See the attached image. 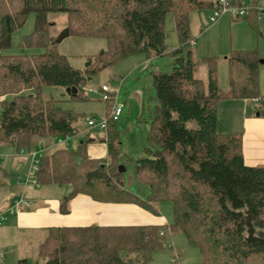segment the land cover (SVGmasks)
I'll use <instances>...</instances> for the list:
<instances>
[{
    "label": "trees",
    "instance_id": "trees-1",
    "mask_svg": "<svg viewBox=\"0 0 264 264\" xmlns=\"http://www.w3.org/2000/svg\"><path fill=\"white\" fill-rule=\"evenodd\" d=\"M218 4L219 0H0V141L11 142L18 151H34L43 143L46 151L39 161L38 182L71 186L61 200L62 211L79 193L150 210L168 201L174 209L170 230L185 233L199 247V264H264V241L248 242L246 225L250 212L256 235L264 238V164L246 163L243 132L219 129L220 100L264 99L259 94L260 60L256 52L244 50L226 57L230 87L223 90L218 85L217 59H203L208 75L204 81L193 57L190 12ZM248 4L247 17L256 21L257 2ZM50 12H66L70 34L104 37L108 48L89 57L84 69L74 67L58 50ZM30 13H35V28L24 36L22 46L43 50L2 53ZM170 13L179 37L173 51L166 44L165 21ZM149 51L170 52L174 66L171 72L152 73L156 110L147 134L150 146L134 164L138 180L149 188L143 197L120 172L119 120L111 113L107 136L101 139L109 145L107 159L90 158L85 141L77 150H49L57 138L76 134L78 116L56 99L45 98L43 88L64 86L73 98L84 97L82 87L93 74ZM109 101L113 108L114 100ZM262 105L258 112L264 116V100ZM191 120L195 127L188 126ZM162 229L160 224L53 227L34 264H147L154 250L164 246Z\"/></svg>",
    "mask_w": 264,
    "mask_h": 264
},
{
    "label": "rangeland",
    "instance_id": "rangeland-1",
    "mask_svg": "<svg viewBox=\"0 0 264 264\" xmlns=\"http://www.w3.org/2000/svg\"><path fill=\"white\" fill-rule=\"evenodd\" d=\"M232 2L233 0H229ZM253 2L254 0H246ZM258 8H264V0H255ZM214 7H204L190 12V31L195 40L192 45L193 57L198 65V77L207 81V64L203 59L215 57L217 59L218 85L221 89L227 90L230 87V69L226 57L236 50L256 52L259 60V94L264 97V11L262 19L256 21L251 17L234 18L231 14H223L217 22L212 21ZM49 20L54 24V34L58 38L69 28V19L66 12H50ZM35 28V13H30L24 26L14 31L11 46L2 50L6 54L39 53L43 49L39 47L22 46L24 36L31 33ZM166 44L169 51H173L179 45V37L175 26V17L170 13L165 21ZM108 48V41L104 37L81 35L71 33L58 43V50L65 54L70 63L80 69L85 68L89 57L101 53ZM174 66V57L170 52L163 55H156L154 52H141L128 56L115 66L106 67L93 74L87 79L83 87V96L73 98L71 91L64 86L46 85L43 88L45 98H54L62 108L77 115L75 126L77 132L74 135L62 137L63 142L57 141L50 149L65 147L77 150L81 142H89L104 134V130L92 127L87 122V117L95 116L98 120L106 119L112 111V102L102 98L101 88L109 87L111 93H117V102L123 104V111L116 124L121 141L119 157L120 165L125 167L124 176L127 184L141 196L149 193L147 185L141 183L135 172L134 164L137 158L146 155L145 148L150 146L147 134L150 128L152 116L156 110L155 89L153 86L152 73L155 71L171 72ZM82 87V89H83ZM33 93V89L25 90ZM12 97L11 95L9 96ZM262 103H253L252 99H222L219 102V129L228 132L226 129L239 126L243 121L244 114H257L262 108ZM111 107V108H110ZM189 127H195L196 121L188 122ZM12 150V151H11ZM0 148V165H4L10 173L12 182L17 178L22 179V191L24 196L32 199H40L46 195H65L69 187L65 185H34L31 182L25 186L29 178L32 165V150L26 149V154H16L14 149ZM37 159L45 153L42 145L34 150ZM12 152L7 162L4 156ZM119 165V166H120ZM3 168L0 167V193L8 191L10 178L5 179ZM34 180V177L32 178ZM21 191V192H22ZM22 194H17L18 199ZM35 197V198H34ZM162 216L166 221L163 236L164 246L154 250L152 258L147 264H199L201 252L198 246L192 245L185 233H172L170 225L174 222L173 205L168 201L160 202L158 205ZM12 216L8 214L5 218ZM0 227V250L4 255L0 258V264H19L22 259H27L28 264H34L39 260V241L33 234L20 235L14 227L11 219ZM163 235V234H162ZM31 238L33 240H31ZM43 239V238H41ZM41 241V240H40ZM133 258L136 254L131 255Z\"/></svg>",
    "mask_w": 264,
    "mask_h": 264
},
{
    "label": "crops",
    "instance_id": "crops-1",
    "mask_svg": "<svg viewBox=\"0 0 264 264\" xmlns=\"http://www.w3.org/2000/svg\"><path fill=\"white\" fill-rule=\"evenodd\" d=\"M262 14L258 18L262 19ZM193 44L195 40H192ZM264 62V61H263ZM246 100V99H245ZM249 113L244 114L243 121L239 126L230 127L226 129L228 132H243V147L245 161L249 165H263L264 164V116ZM107 136L106 130L104 134L97 138H92L86 144V152L90 158L105 160L109 156V145L108 142L102 141L101 139ZM59 139L51 145H55ZM63 140V139H62ZM64 141V140H63ZM59 141V142H63ZM40 145L43 146V143ZM121 145V141H120ZM39 146V145H38ZM148 147V146H147ZM146 147V148H147ZM0 148L14 149L11 142L6 140L0 141ZM37 148V147H36ZM51 148V147H50ZM49 150H55L58 147ZM145 148V152H146ZM48 150V151H49ZM12 151V150H11ZM44 151H46L44 149ZM7 153V152H6ZM13 153H7L3 155L5 157L4 162H7L10 155ZM16 154H26L20 153L16 150ZM122 151L120 150V157ZM144 156V155H143ZM141 157V156H140ZM139 157V158H140ZM138 159V158H137ZM33 162V157H32ZM4 170L5 179L10 178L9 171L4 165H0ZM11 180V178H10ZM22 179L19 183L17 180L8 183V191L5 194L0 193V211L8 212L11 214L6 222L13 219L14 227L18 233L22 236L31 234L37 238L40 237L39 246L45 241L51 228L61 227V226H115V225H149V224H160L164 228L166 226V221L164 216L158 207L159 203L155 205V210H150L144 208L140 205L133 203H112V202H101L93 199L91 196L79 193L72 197L66 202V211H62L61 200L71 191V186L69 187V192L65 195H46L45 197H40V199H32L30 201V206H25L14 213H9L11 208L15 204V200H18L17 194L24 195V189L22 191ZM30 182H25L26 187ZM32 183V182H31ZM33 184V183H32ZM35 185V184H34ZM54 185V184H50ZM57 185V184H55ZM22 191V192H21ZM21 195V196H22ZM148 195V194H147ZM146 195V196H147ZM143 196V197H146ZM35 198V197H34ZM4 225V224H3ZM163 236H165V230H162ZM33 234V235H32ZM43 238V239H41ZM31 240H33L31 238ZM3 252L2 250H0ZM39 254V252H38ZM40 259V258H39Z\"/></svg>",
    "mask_w": 264,
    "mask_h": 264
},
{
    "label": "built area",
    "instance_id": "built-area-1",
    "mask_svg": "<svg viewBox=\"0 0 264 264\" xmlns=\"http://www.w3.org/2000/svg\"><path fill=\"white\" fill-rule=\"evenodd\" d=\"M249 4L247 1H243L242 4H234L232 2H230L229 0H219V4L218 7L215 8L213 17H212V21L213 22H217L219 20V18L225 14V13H229L231 14L234 18H242L245 17L249 14ZM256 10H257V16L258 18L260 17V15L262 14V12L264 11V8H258V6L256 5ZM85 87H83V90L85 91ZM119 90H116L115 93H111L109 90L108 86H103L101 88V93H102V98L105 101H109V100H114V105L111 111V116L116 119L119 120L122 111H123V104L121 102H117V93ZM263 98H253L252 102L253 103H262L263 102ZM87 122L90 126L92 127H98L99 129L102 130H106L107 128V123L108 120L103 119V120H98L95 116L93 117H87ZM59 141H63L62 139H59ZM26 150L21 149L20 153H25ZM32 156H33V162L31 165V169H30V174H29V178L26 180V182H32L35 185H38V171H39V161L40 159H37L36 156V152L32 151ZM5 159V158H4ZM34 177V180H32V178ZM21 181V178H17V183H19ZM23 206H30V201L29 199H27L24 195L21 196L20 199L15 200V204L14 206L11 208V210L9 211V213H14L17 210L22 209ZM8 212H2L0 213V227L3 226L4 221H5V216L8 215ZM163 234V232L161 233ZM4 255L3 252L0 251V258H2Z\"/></svg>",
    "mask_w": 264,
    "mask_h": 264
},
{
    "label": "water",
    "instance_id": "water-1",
    "mask_svg": "<svg viewBox=\"0 0 264 264\" xmlns=\"http://www.w3.org/2000/svg\"><path fill=\"white\" fill-rule=\"evenodd\" d=\"M68 35H70L69 28L56 39V42L60 43ZM257 115H260V113L258 112ZM119 168H120V172L125 171V167L123 165H120ZM246 225L248 228L247 230L248 232L247 241L248 242L254 243L258 241H264V238H260L259 236L256 235V228L254 227V224H253V216L250 212L247 214Z\"/></svg>",
    "mask_w": 264,
    "mask_h": 264
}]
</instances>
